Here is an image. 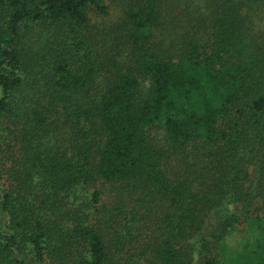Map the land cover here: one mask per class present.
<instances>
[{
    "label": "trees",
    "instance_id": "16d2710c",
    "mask_svg": "<svg viewBox=\"0 0 264 264\" xmlns=\"http://www.w3.org/2000/svg\"><path fill=\"white\" fill-rule=\"evenodd\" d=\"M0 264H264V0H0Z\"/></svg>",
    "mask_w": 264,
    "mask_h": 264
}]
</instances>
